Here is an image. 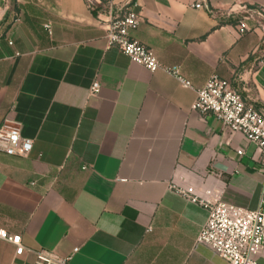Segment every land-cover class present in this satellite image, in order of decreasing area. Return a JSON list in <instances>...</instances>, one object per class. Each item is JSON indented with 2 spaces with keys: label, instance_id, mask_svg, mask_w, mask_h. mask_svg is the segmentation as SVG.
<instances>
[{
  "label": "crops",
  "instance_id": "1",
  "mask_svg": "<svg viewBox=\"0 0 264 264\" xmlns=\"http://www.w3.org/2000/svg\"><path fill=\"white\" fill-rule=\"evenodd\" d=\"M131 2V37L192 89L106 49L103 21ZM242 7L264 0H117L96 14L85 0H0V128L33 142L25 158L0 152V229L26 250L0 240V264L76 248L70 264H227L196 244L207 210L172 187L251 210L264 199V155L191 110L217 76L264 114V35L230 23Z\"/></svg>",
  "mask_w": 264,
  "mask_h": 264
},
{
  "label": "built area",
  "instance_id": "2",
  "mask_svg": "<svg viewBox=\"0 0 264 264\" xmlns=\"http://www.w3.org/2000/svg\"><path fill=\"white\" fill-rule=\"evenodd\" d=\"M85 1L93 12L98 6L107 7L111 11L117 0ZM194 8L200 10L203 6L199 3ZM16 22H20V19H16ZM103 22L106 24L104 35L106 49L116 48L132 63L144 67L151 73L164 71L176 79L183 88H193L179 67H163L151 49L131 37V33L138 28L140 22L137 3L127 4L121 9L120 14L115 16L112 14L108 21ZM235 27L241 36L255 31H261L264 35V8L242 7L241 17ZM45 28L50 30V25H46ZM5 41L10 47L14 46V42L9 38L5 37ZM261 47H264V37ZM15 55L19 56L18 53ZM1 62L0 59V64ZM100 91L101 85L99 81H95L90 96H96ZM191 110L203 115L212 114L224 129L242 134L264 155V114L246 103L232 83L217 76L210 77L204 87L197 91V98ZM32 150V140L23 137L20 128L5 126L0 128V152L12 157L25 158ZM238 154L241 155L242 151ZM261 162L264 165V158ZM172 188L208 212L207 223L197 235L196 244L210 248L227 264H264V199L257 209L251 210L211 200L209 197H201L194 188L185 189L178 186ZM0 240L12 244L16 248V256H22L26 252L20 236H9L0 229ZM78 251V248L74 249L72 255L68 257H58L41 251L36 253L34 264H70L73 255Z\"/></svg>",
  "mask_w": 264,
  "mask_h": 264
},
{
  "label": "trees",
  "instance_id": "3",
  "mask_svg": "<svg viewBox=\"0 0 264 264\" xmlns=\"http://www.w3.org/2000/svg\"><path fill=\"white\" fill-rule=\"evenodd\" d=\"M14 2H15V0H12V3H14ZM93 13L96 14L95 11H93ZM238 20H239V19L237 18V19L234 20V21H230V23H232V24H236V23H238ZM255 108H256V107H255ZM256 109H257V108H256ZM257 110H258V109H257Z\"/></svg>",
  "mask_w": 264,
  "mask_h": 264
}]
</instances>
